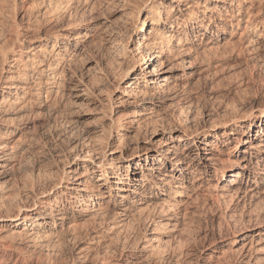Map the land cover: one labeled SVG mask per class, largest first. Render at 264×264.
<instances>
[{
	"label": "bare ground",
	"instance_id": "6f19581e",
	"mask_svg": "<svg viewBox=\"0 0 264 264\" xmlns=\"http://www.w3.org/2000/svg\"><path fill=\"white\" fill-rule=\"evenodd\" d=\"M17 1L11 0L9 13L12 14L13 20L7 21L0 32V213L8 208L7 206H13L12 211L6 209L4 217L0 216V221L8 223L10 227L9 240H5L8 239V235L5 238L0 236V264L1 262L8 264L16 256L14 264L19 260L21 264H143V262L146 264L151 258L162 263L165 261L169 264H181V255L167 257L164 254V248L174 241V234L169 230L167 234L169 239L165 240L166 236L163 233L168 230L166 226L170 224L169 220L181 224L180 220L184 221V217L188 216V207L183 199L193 197L191 193L194 190L189 188L187 179L196 172V168L194 164L186 161L187 153L191 152L193 163L199 165L200 159L212 155L208 149L212 146L207 138L211 136L204 130L191 132L185 128L180 129L177 138H173L172 134L176 129H169L162 140L156 144L152 143L151 149H146V152L139 156L135 152L136 160H127L123 151L127 148L129 138H138L146 124L159 121L154 119L155 116H152L146 105L151 104L157 97L155 93L169 95L177 87L172 84L175 81L174 73L178 69L176 66L179 65L180 69H187L189 66H185V59L180 58L177 64L173 59L185 55L187 49H190L184 47L188 45L190 36L196 33L195 26L200 28L202 22L194 11L189 10L187 0H119L122 9L119 18L121 26L102 23L104 32L109 33L106 48L109 56L105 57V68L99 69L100 76L95 78L98 87L93 88L92 84L86 85L79 79H75L74 82L75 75L70 67L76 53V45L69 41L74 40L75 44L78 43L81 34L79 25L84 21L67 22L62 28L64 33L46 32L40 35L37 40L42 45L34 47L33 50L38 49L36 52H39V56L34 57V54L29 52V47L23 45V39L16 31L19 27V22L14 20ZM3 2L5 3V0ZM219 3L221 4L215 12L220 16L224 15L220 11H228L225 14L230 18L235 13L240 15V19L235 20V28L241 30L246 37L244 43L254 44L257 49L262 48L264 17H260V7L254 10L253 0H219ZM66 4L69 9L66 8L65 14L68 16L72 13L75 15L78 10L79 12L92 10L94 13V6L89 0H31L30 8L42 6L44 10L42 13L38 10L41 14L39 16L37 12V15L42 20L36 19L37 22L34 20L37 24L34 27L40 29L47 22H57L56 12L67 6ZM245 4H248L247 8ZM37 15L35 14L36 17ZM208 23L204 31H207ZM182 28L188 31L185 37L181 35ZM83 30L87 31V27ZM221 33L223 34L224 30H221ZM132 37H135L133 47ZM191 40L195 41L194 38ZM209 44L210 42L205 43V51L215 50L212 52L213 55H217L215 58L222 59L220 48L217 46L208 48ZM222 46L224 49L226 42ZM242 49L244 44L240 39L237 45L233 46L231 54L239 52L237 54L239 55ZM128 55L131 56V60ZM64 64H67L66 68ZM116 69L119 72L117 70L115 74L117 72L119 74L112 76L115 84L113 89L121 91L128 110L123 114L117 111L114 116L106 115L108 113L106 111L102 112L96 134L90 130L70 129L67 133L69 137L75 138L74 142L72 141L75 144L66 151L68 155L63 156L62 152L63 157H60L59 153H49V157L45 154L42 161H39L46 167L51 164L55 167L61 165L60 169L57 167L58 173L50 175L53 173L50 168L46 170V174H49L48 182L30 185L23 182L15 191L5 192L1 180L4 179V173L15 152L14 138L20 139L27 131L36 128L35 121L38 119L36 117L46 115L51 108L50 100H56V96L67 87L66 84H69L72 90L79 85L84 86L81 93L74 96L77 100L90 101V97H102V102L106 101L107 109L112 112L110 101L112 83L108 84L111 86L109 89L106 81H109V72ZM162 76L161 84L159 79ZM142 81L151 85L149 90L137 88ZM180 110V113H183L184 108ZM28 117L32 121L24 126V121ZM243 122L244 125H238V131L231 127L223 130L225 137L231 141L236 136L233 138L235 141L233 150L238 148L243 154L239 160L240 165L237 163L228 166L220 163V166L213 168V172L218 175L217 181H226L229 178L227 183H231L232 187L236 183L235 179L242 176L252 180L253 185L258 187L262 184L258 179H264V150H261L264 145L260 143L264 142V110L247 117ZM256 125L258 128L254 131ZM155 131L156 128L152 127L150 132L148 130L143 133L154 135ZM41 135L45 136V131ZM213 138H217L216 132H213ZM200 144L203 147H199ZM55 146L48 148L54 149ZM136 146L135 144L132 150L136 149ZM200 149L203 150V156L199 152ZM150 151H153V156L150 155ZM117 157H123V162H117ZM77 161L87 162L91 167L85 164L79 173ZM140 162L145 164L142 165ZM70 164H74L75 168H64ZM204 167L210 169L209 166ZM239 169L240 173L237 172ZM39 171L37 170V175ZM198 181L200 180L196 178L191 185ZM151 190L157 191V194L163 197L160 203L157 200L149 201ZM214 190L215 188L212 191ZM225 192L231 199L237 195L232 189H225ZM216 196L221 197L222 194ZM141 220L146 226L143 231L144 237L137 232ZM172 227L175 228L174 225ZM82 238L88 239L89 246L85 249L77 247L78 253L67 256L63 251V245L68 243L76 245ZM245 239L243 233L229 246L234 248ZM90 246L99 249L92 258L87 254Z\"/></svg>",
	"mask_w": 264,
	"mask_h": 264
},
{
	"label": "rangeland",
	"instance_id": "374dc122",
	"mask_svg": "<svg viewBox=\"0 0 264 264\" xmlns=\"http://www.w3.org/2000/svg\"><path fill=\"white\" fill-rule=\"evenodd\" d=\"M89 1L90 4L94 6V13H92V10L90 12H85L83 10L79 12L78 10L75 15L72 13V15L68 16L66 13V16L65 12L69 9L66 4L67 6H64L65 8H60L64 11H62L63 13L60 12V9L59 12H56L58 19L55 20H57V22H47L46 25H43L44 27L41 26L39 29L37 26L34 27V25L38 21L36 19H39L40 14L44 11L41 8L42 6L39 8V6L34 5L36 6L35 8H30L29 4L31 0H18L16 2V10L14 12L16 15L14 14V20L19 22V27L16 31L20 33V37L23 39V45L29 47L28 50L31 54H34V57H37V55L39 56V52H36L38 49H33L37 45H42L37 40L40 35L46 32V34H50V32L51 34L55 32L64 33L65 31H63L62 28L66 26L67 22L74 20L84 21L79 25V27H81L79 28L81 34L78 43L75 44L74 40L69 41L71 44L76 45V53L70 62V67L75 75L73 78L74 82L76 81L75 79H79L86 85L92 84L93 88H97L98 85L96 84L97 82H95V78L100 76L99 69L105 68L106 58L109 56L106 50L109 33L104 32L102 23L121 26L119 18L122 9L120 8L121 5H119V0ZM253 1V9L255 10L260 7V17H264V0ZM258 1L263 2L259 4ZM187 2L188 6H190L189 10L196 13L199 21L202 22V26L200 28L197 27V25L195 26L196 28H194V30L196 33H194L192 37L190 36L188 45L184 47V49L190 48L189 50L187 49L186 54L175 57L173 60L177 64L180 58L185 59V66H189V68L180 69L179 65L176 66L178 69L174 73L175 81L172 84H175L177 87L173 90L171 88L172 94L166 95L164 93L165 96L157 92L155 93L157 97H155L152 103L146 105V107H149L150 112H152V116H155L154 119L159 121L146 124L143 132L148 130L150 132L153 127L156 128L155 134H144L145 132L143 133L141 131L142 133L138 138H129L127 140V142L129 141L127 148L123 151L124 157H127V160H136V153L139 156L145 153L146 149H151L153 147L152 143L156 144L159 140H162V137L167 134L169 129H176L173 131L174 135L171 133L173 138H177L180 129L185 128L191 132H201L202 130L207 132L211 136L207 138L212 146L210 148L208 147L212 155L206 156V159L210 161L200 159L198 165V163H193V154H191V152L187 153L188 157L186 161L194 164L193 166L196 168V172L187 179L189 188L194 190L191 193L193 197L192 199H183V202L187 204L188 207V216L184 217V221L180 220V222H182L181 224L169 220L170 224L166 226L168 230H165L167 233H163L166 236L164 239H169L167 234L170 230V232L174 234V241H171L170 245L164 248V254L167 257L181 255V264H264V179H258L262 184L255 187L252 180H247L242 176L239 179H235L236 183L232 187L231 183H227L229 178L226 179V181H217L218 175L213 172V168L220 166V163L228 166L233 164L237 165V163L240 165L239 160L243 156L238 148L233 150L235 144L233 138L236 136L233 137L231 141V139L225 137L223 130L231 127L238 131V125H244L243 121L246 120L247 117L256 115L258 112L264 110V40L261 43L263 45L262 48L260 47L259 49L256 48L257 46H253L254 44L244 43L246 42V37L243 36L244 34L241 30L235 28V20L240 19V15H236L235 13L234 16L230 18L225 14L226 12L228 13V11H220L221 14L224 13L223 17L220 16L215 12L221 4L219 0H187ZM0 3L1 32V29H3L2 26L7 21H12L13 19L12 14L9 13L11 0H5V3L3 0H0ZM247 7L248 4H245V8ZM38 10H40L41 13ZM223 19L226 20L224 21ZM34 20L36 22H34ZM207 23L209 27H207V31H204ZM84 27H87V31L83 30ZM180 30L182 32V37L187 36L186 34L188 31L185 28ZM221 30H224L223 34ZM239 37L244 44V49H242L239 55H237L239 52H233L231 54L233 46L237 45V42L240 40ZM134 38L135 37L131 38L132 47L134 44L133 42H135ZM192 38H194L195 41L191 40ZM206 42H210L207 46L208 48H214L216 46L220 48L219 53L221 52L220 55L222 59H218L220 57L215 58L217 55L212 54L215 50H211L210 52L209 50L205 51L204 47L206 48V46L204 45ZM225 42L226 46L222 49V45H224ZM261 44L259 46H261ZM221 49L223 51H221ZM128 58L131 60V56L128 55ZM129 59L128 63H130ZM64 67L66 68L67 64H64ZM117 70L118 69L109 72V81H106L107 85L112 83V87L108 85L109 89L112 88L110 98L112 112H109L107 109L106 101H103L105 104L102 102V97H90V101L77 100L74 96L81 93L84 86L79 85L76 89L72 90L69 84H66L67 87L60 95L58 94V96H56V100H50L51 108L45 113L46 115L36 117L38 119L35 118L36 128L34 129L36 130L27 131L26 135L20 137V139L18 137L14 138V146L16 145L15 152L9 167L4 173L5 177L1 180L2 185H4V188H2L5 192L15 191L23 182L24 184L29 183L26 185H30V183L48 182L49 174H46V170H50V168L51 172H53L50 175L58 173L57 167L60 169L61 165H56L55 167V165L51 164V166L46 167L41 165L39 161H42L45 156L49 157V153H59L58 156L61 155L60 157L68 155L66 151L69 150L68 148H70V146L72 147L75 144L72 143L75 138L69 137L67 131L70 129L73 131L90 130V132L96 134L100 126L102 112L106 111L108 112L106 115L109 114L114 116L113 114L117 111L123 114L128 110L129 107H127L126 102H123L125 97H123L121 91L113 89V85L115 84L112 81V76L114 77L119 74V70L117 74H115ZM159 80L162 84L163 76L160 77ZM150 87L151 85L149 86L148 82L142 81L137 88L139 90H149ZM179 108H184L183 113H180L181 110ZM233 120L234 123H232ZM31 121L32 119L28 117L23 125L25 126ZM107 122L108 121L105 123L107 124ZM257 125L253 128L254 131L257 130ZM43 131H45V136L41 135ZM213 132L217 133L216 139L213 138ZM112 134L114 137V133ZM150 137L151 139H149ZM243 138L245 139L246 137L243 136ZM260 143L264 145L263 141ZM135 144L137 148L132 150ZM52 145L56 146L54 149H49L48 147ZM199 147H203V145L200 144ZM261 150H264V146L261 147ZM62 152L64 153L63 156ZM199 152L201 156H203V150L200 149ZM153 154V151H150V155L153 156ZM122 158L117 157V162H123ZM76 163L79 165L77 167V172L79 173L82 171L80 168L88 164L83 161H77ZM140 163H142V165L145 164L143 162ZM12 165H14L13 168ZM203 166H209L210 169H205L206 167L203 168ZM88 167L90 168L91 165L89 166L88 164ZM64 168L72 169L75 168V165L70 164ZM37 170H40L39 175H37ZM237 172L240 173L241 170L239 169ZM260 176L263 177V175ZM196 178L200 181L191 185ZM30 180H34L35 182H31ZM213 188H215L214 191H212ZM225 189H232L237 195H234L232 199L228 198ZM149 193V201L156 202L157 200L160 203V201L163 200V197L157 194V191L151 190ZM217 194H222V196L217 197ZM22 204L21 202L20 205ZM7 207L9 208H6L7 211H12L13 206ZM6 209H3L0 216L4 217L3 215ZM142 223L141 220L137 232L140 236L144 237L143 231L146 226L144 223L143 226ZM172 225H174L175 228H173ZM9 228L8 223L0 221V236L5 238L6 235H8V239H5L6 241L9 240ZM20 228L21 226H19V229ZM146 232L148 234L150 233V231ZM243 233H245L246 236L245 241L231 248L229 246L231 242L236 238H240ZM89 244L90 242L88 239L82 238L78 244L70 245V243H68L64 244L62 248L67 256H71L78 253L80 248H87ZM77 247L79 249H76ZM145 251L147 252L148 249ZM97 252H99V249L97 250V248L90 246L87 253L88 257L92 258ZM165 255L163 258L164 260L166 259ZM16 257H14L12 262L9 261L10 263L8 264H14L13 262ZM151 259L146 261V264H155L158 262L155 258ZM167 263L168 262L164 261L163 263L158 262L156 264ZM16 264H21V261H16ZM143 264L145 263L143 262Z\"/></svg>",
	"mask_w": 264,
	"mask_h": 264
}]
</instances>
